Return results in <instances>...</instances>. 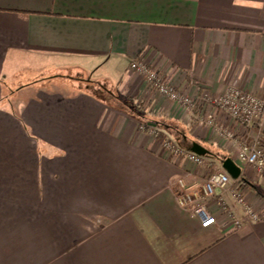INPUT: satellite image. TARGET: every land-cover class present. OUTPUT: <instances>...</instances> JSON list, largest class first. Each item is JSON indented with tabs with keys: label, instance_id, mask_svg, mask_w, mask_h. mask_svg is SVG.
<instances>
[{
	"label": "crops",
	"instance_id": "1",
	"mask_svg": "<svg viewBox=\"0 0 264 264\" xmlns=\"http://www.w3.org/2000/svg\"><path fill=\"white\" fill-rule=\"evenodd\" d=\"M133 59L192 98L237 88L264 100V0H0V264H264V173L151 89ZM76 67L103 70L116 96L38 84L20 93L28 79ZM13 82L23 86L14 101ZM132 104L183 148L201 142L208 164L170 159ZM206 115L219 113L208 105ZM223 154L261 220L232 185L205 194ZM224 201L240 228L224 225ZM202 207L216 225L202 226Z\"/></svg>",
	"mask_w": 264,
	"mask_h": 264
},
{
	"label": "built area",
	"instance_id": "2",
	"mask_svg": "<svg viewBox=\"0 0 264 264\" xmlns=\"http://www.w3.org/2000/svg\"><path fill=\"white\" fill-rule=\"evenodd\" d=\"M130 67L144 76L151 89L178 101L189 110L194 119L214 128L226 139L235 141L238 145L237 156L239 161L254 166L258 173H264V135L260 128L264 119V100L248 91L237 88H231L216 98L206 95L192 98L170 85L164 76L146 61L133 59ZM208 105L215 107L219 115L207 116ZM151 132L156 138L160 135V132L154 128ZM162 144L172 160L181 157L200 166L208 164L205 156L181 147L170 138L164 137ZM209 166L214 172L204 185L205 194L213 197L217 189L224 191L232 185L233 196L244 207L247 217L252 221L261 220L262 213L256 211L243 197V183L232 184L233 177L224 168H216L212 164ZM220 211L225 217L224 225L230 229L240 228L244 224L243 218L231 210L225 201L220 204ZM196 214L202 216L204 228H210L218 223L217 215L207 211L204 207L198 208Z\"/></svg>",
	"mask_w": 264,
	"mask_h": 264
},
{
	"label": "rangeland",
	"instance_id": "3",
	"mask_svg": "<svg viewBox=\"0 0 264 264\" xmlns=\"http://www.w3.org/2000/svg\"><path fill=\"white\" fill-rule=\"evenodd\" d=\"M105 74L106 73L103 70L98 72L97 74L95 73L88 74L87 72H84V70L80 69L79 67H76L73 69L69 68L68 70H54L53 69V70L46 71L45 73H42L38 76H35L34 78L30 80L28 79L27 82L29 83V85L26 86V88L28 89L20 93L23 95L31 94L33 91L34 93H36L38 92V89H34L31 87L36 88V85L38 84L39 87L40 86L51 87L53 90H63V91H69V92L89 91V92L98 94L99 96H103L105 98L109 97L110 99V98L115 97L116 94H114L112 90H109L107 85H105L102 81H100L98 77V76H105ZM35 81H38V82L34 83ZM12 86L13 87L10 88V90L8 91V94L10 96L9 99L11 98L14 101L17 99L16 97L21 95V94L20 95L18 94L17 89L21 88L22 85H20L19 83L13 82ZM13 91H16L14 95L12 94ZM119 106L124 107L125 105L121 103ZM147 123L148 122H144L141 124L142 130L146 131V130H150L151 128L152 129L154 128V130L160 132V135H159L160 138L158 139L161 140L164 138V137L161 138L162 132L160 128H157V126L155 125L147 126ZM174 142L177 144L176 141Z\"/></svg>",
	"mask_w": 264,
	"mask_h": 264
},
{
	"label": "water",
	"instance_id": "4",
	"mask_svg": "<svg viewBox=\"0 0 264 264\" xmlns=\"http://www.w3.org/2000/svg\"><path fill=\"white\" fill-rule=\"evenodd\" d=\"M190 151L199 154V155H205L209 153L208 149H206L202 144L196 142L193 144L192 148H190ZM224 168L227 170V172L234 178H238L240 176L241 170L239 166L230 158H227L223 161Z\"/></svg>",
	"mask_w": 264,
	"mask_h": 264
},
{
	"label": "trees",
	"instance_id": "5",
	"mask_svg": "<svg viewBox=\"0 0 264 264\" xmlns=\"http://www.w3.org/2000/svg\"><path fill=\"white\" fill-rule=\"evenodd\" d=\"M37 82H38V81H35L34 83H37ZM30 84H32V83H30ZM15 92H16V91H13L12 94L14 95ZM17 92H18V89H17ZM108 98H109V97H108ZM130 108H131V109H130L131 112H133V113L137 114L138 116L144 118L145 122H148V123H147V126H152V125H153V126H154V125H155V126H157V125L160 126L161 124H163L161 120H154V119L151 120L153 123H150V121H149V117L147 116V114L144 113V112L141 110V108L138 107V106H135V105L132 104V105L130 106ZM146 120H147V121H146ZM142 123H144V122L142 121ZM162 137H164L163 134L161 135V138H162ZM158 138H160V137H158ZM199 143H201V142H199ZM190 146H191V144L187 147V150H190V148H189ZM206 147H207V146H206ZM210 149H211V148H210ZM212 151H213V150H212ZM217 151H219V149H216V152H214V151H213V152L216 153V156L218 157L220 154L217 153ZM219 152H220V151H219ZM227 158H229L228 154H227V155H226V154H223L222 157H221V161H224V160L227 159Z\"/></svg>",
	"mask_w": 264,
	"mask_h": 264
}]
</instances>
